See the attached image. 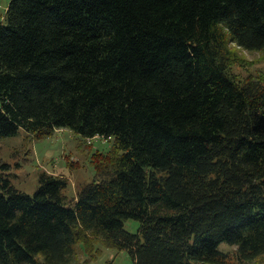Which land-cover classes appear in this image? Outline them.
Returning a JSON list of instances; mask_svg holds the SVG:
<instances>
[{
	"label": "trees",
	"instance_id": "obj_1",
	"mask_svg": "<svg viewBox=\"0 0 264 264\" xmlns=\"http://www.w3.org/2000/svg\"><path fill=\"white\" fill-rule=\"evenodd\" d=\"M237 47L264 54V0H11L0 138L71 128L117 152L73 200L63 175L28 194L0 161V264H76L90 234L135 264L264 256V79L237 77Z\"/></svg>",
	"mask_w": 264,
	"mask_h": 264
},
{
	"label": "rangeland",
	"instance_id": "obj_2",
	"mask_svg": "<svg viewBox=\"0 0 264 264\" xmlns=\"http://www.w3.org/2000/svg\"><path fill=\"white\" fill-rule=\"evenodd\" d=\"M11 0H0V16L5 14ZM0 17V18H1ZM240 59L233 62L232 70L241 79L256 77L264 79V54L262 51L241 49L237 47ZM26 133L21 131L14 137L0 138V161L11 163L12 183L22 191L33 194L40 187V174L49 172L63 175L70 181L66 194L70 200L79 196L78 192L86 183L96 178L95 165L104 156L102 152L114 150L117 146L105 138L82 139L71 128L58 129L49 137L25 142ZM28 143V145H26ZM100 169L104 165H99ZM140 222L129 219L126 229L138 232ZM92 245L84 247L82 242L76 245V264H135L128 250L108 248L102 239L90 234ZM221 249L233 255L237 246L223 243ZM96 257L91 259V255ZM249 264H264V256H260Z\"/></svg>",
	"mask_w": 264,
	"mask_h": 264
}]
</instances>
